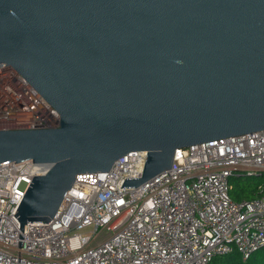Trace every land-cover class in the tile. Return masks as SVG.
I'll return each instance as SVG.
<instances>
[{
  "label": "water",
  "instance_id": "1",
  "mask_svg": "<svg viewBox=\"0 0 264 264\" xmlns=\"http://www.w3.org/2000/svg\"><path fill=\"white\" fill-rule=\"evenodd\" d=\"M60 116L0 131V165L32 160L15 217L48 224L76 177L147 153L139 187L175 151L264 131V0H0V69Z\"/></svg>",
  "mask_w": 264,
  "mask_h": 264
},
{
  "label": "built area",
  "instance_id": "2",
  "mask_svg": "<svg viewBox=\"0 0 264 264\" xmlns=\"http://www.w3.org/2000/svg\"><path fill=\"white\" fill-rule=\"evenodd\" d=\"M59 113L16 70L0 69V131L54 128ZM147 153L76 177L56 216L21 229L15 217L47 164L0 165V264H212L264 249V186L235 202L232 178L264 175V131L175 151L172 168L139 187Z\"/></svg>",
  "mask_w": 264,
  "mask_h": 264
},
{
  "label": "trees",
  "instance_id": "3",
  "mask_svg": "<svg viewBox=\"0 0 264 264\" xmlns=\"http://www.w3.org/2000/svg\"><path fill=\"white\" fill-rule=\"evenodd\" d=\"M261 178L252 177L248 179L232 178L230 184L232 189L230 196L233 201L252 200L259 196L258 186H264V175ZM212 264H264V249L253 254L247 261H244L237 252L229 256L217 257Z\"/></svg>",
  "mask_w": 264,
  "mask_h": 264
},
{
  "label": "rangeland",
  "instance_id": "4",
  "mask_svg": "<svg viewBox=\"0 0 264 264\" xmlns=\"http://www.w3.org/2000/svg\"><path fill=\"white\" fill-rule=\"evenodd\" d=\"M257 178H261V177H257Z\"/></svg>",
  "mask_w": 264,
  "mask_h": 264
}]
</instances>
